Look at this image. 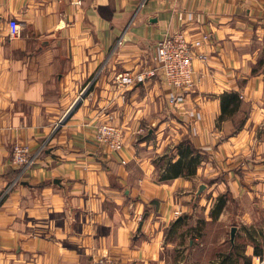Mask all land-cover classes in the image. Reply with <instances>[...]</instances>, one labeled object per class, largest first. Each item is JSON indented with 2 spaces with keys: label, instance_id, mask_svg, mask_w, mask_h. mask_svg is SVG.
<instances>
[{
  "label": "crops",
  "instance_id": "0c3cea01",
  "mask_svg": "<svg viewBox=\"0 0 264 264\" xmlns=\"http://www.w3.org/2000/svg\"><path fill=\"white\" fill-rule=\"evenodd\" d=\"M177 31L208 35L190 92L146 74ZM230 93L240 106L221 118ZM108 119L124 131L120 150L97 139ZM16 142L31 149L26 171L12 166ZM105 256L264 257V0H0V264Z\"/></svg>",
  "mask_w": 264,
  "mask_h": 264
},
{
  "label": "built area",
  "instance_id": "2783aa9c",
  "mask_svg": "<svg viewBox=\"0 0 264 264\" xmlns=\"http://www.w3.org/2000/svg\"><path fill=\"white\" fill-rule=\"evenodd\" d=\"M21 33V26L18 20L9 21V35L16 37ZM208 38L204 35L202 40ZM202 40L191 43L183 31L166 34L157 43V50L154 54V67L147 71V75L160 76L161 79L172 88L179 91L190 92L197 86L195 77L194 60L198 56L196 48L202 45ZM145 75L139 74L138 79L142 80ZM173 106H176L177 99L171 98ZM97 139L112 150H120L125 145V135L122 127L114 124L111 119L105 120L97 126ZM33 156L27 144L16 142L11 150V163L15 169L26 171L33 164ZM93 264H116L110 257H98ZM258 264H264V257Z\"/></svg>",
  "mask_w": 264,
  "mask_h": 264
},
{
  "label": "trees",
  "instance_id": "16d2710c",
  "mask_svg": "<svg viewBox=\"0 0 264 264\" xmlns=\"http://www.w3.org/2000/svg\"><path fill=\"white\" fill-rule=\"evenodd\" d=\"M240 103H241V98L237 93H230V94H225L224 96H222V116L221 118H225L226 116H231L232 114H234L238 110ZM186 150L187 151L185 153V156L188 157L189 156L188 154L190 152V147H187ZM182 164H183V159H180L176 163L169 164L166 169L167 174L164 177H169V175H172V176L178 175L181 172L180 167Z\"/></svg>",
  "mask_w": 264,
  "mask_h": 264
},
{
  "label": "water",
  "instance_id": "95a60500",
  "mask_svg": "<svg viewBox=\"0 0 264 264\" xmlns=\"http://www.w3.org/2000/svg\"><path fill=\"white\" fill-rule=\"evenodd\" d=\"M205 188L204 185H202L200 188H199V193L202 192V190ZM236 232H237V227L236 226H233L231 228V241L233 242L234 239H235V236H236Z\"/></svg>",
  "mask_w": 264,
  "mask_h": 264
}]
</instances>
